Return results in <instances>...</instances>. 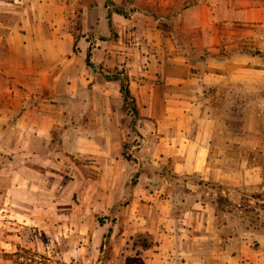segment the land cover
I'll return each mask as SVG.
<instances>
[{"label":"crops","instance_id":"1","mask_svg":"<svg viewBox=\"0 0 264 264\" xmlns=\"http://www.w3.org/2000/svg\"><path fill=\"white\" fill-rule=\"evenodd\" d=\"M17 2L0 16V212L22 228L38 208L62 261L264 264V229L246 219L264 191V55L219 56L223 18L190 8Z\"/></svg>","mask_w":264,"mask_h":264},{"label":"rangeland","instance_id":"2","mask_svg":"<svg viewBox=\"0 0 264 264\" xmlns=\"http://www.w3.org/2000/svg\"><path fill=\"white\" fill-rule=\"evenodd\" d=\"M21 6L17 0H0V16H16V11ZM186 8H190L189 16L212 14L223 18L219 21L222 30L218 45L219 56L236 50L249 51L256 56V60L264 55V25L256 21L241 24L232 19L233 16H264V0H123L119 8L112 9L129 18L136 12L155 17L184 16ZM128 28L130 27H127L126 31ZM228 31L231 33H227ZM116 37L115 35L113 39ZM177 39L180 42L179 36ZM1 203L3 202H0L3 207ZM247 203L251 213L247 216L244 214L246 219L253 221L254 224L251 223L258 229H264V191L261 202L252 200ZM28 215L32 223L18 228L4 211L0 212V264H79L75 260L62 261L57 257L51 258L46 252L47 248L41 245L46 235L41 234V214L38 213V208L32 207ZM53 250L50 249V254H53Z\"/></svg>","mask_w":264,"mask_h":264},{"label":"trees","instance_id":"3","mask_svg":"<svg viewBox=\"0 0 264 264\" xmlns=\"http://www.w3.org/2000/svg\"><path fill=\"white\" fill-rule=\"evenodd\" d=\"M86 63L89 65V59L88 57L86 58ZM113 78L119 81V86H120V92L123 96V101L126 107V110L129 114L134 113V105H133V98L129 94L128 90V78L123 72H117L115 75H113ZM125 149V147H124ZM123 157L127 158L128 155L126 153V150L123 151Z\"/></svg>","mask_w":264,"mask_h":264}]
</instances>
